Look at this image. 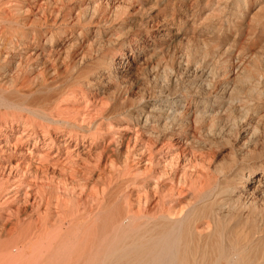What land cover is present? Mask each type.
<instances>
[{"label": "bare ground", "instance_id": "bare-ground-1", "mask_svg": "<svg viewBox=\"0 0 264 264\" xmlns=\"http://www.w3.org/2000/svg\"><path fill=\"white\" fill-rule=\"evenodd\" d=\"M24 4L0 0V22L26 19ZM5 8L11 13L2 17ZM5 32L0 48L24 47L25 32L4 43ZM22 58L9 78L10 62L0 64L9 84L0 80V264H264V168L242 166L206 188L191 156L182 168L188 135L174 126L194 116V96L164 112L141 98L101 118L87 106L60 107L66 92L44 111L35 95L51 88L45 76L36 87H17L31 75L24 77ZM123 58L107 65L121 73ZM107 119L116 120L110 130Z\"/></svg>", "mask_w": 264, "mask_h": 264}, {"label": "rangeland", "instance_id": "rangeland-1", "mask_svg": "<svg viewBox=\"0 0 264 264\" xmlns=\"http://www.w3.org/2000/svg\"><path fill=\"white\" fill-rule=\"evenodd\" d=\"M24 3L27 20L12 27L0 22V29L6 31L4 43L13 38L18 40L23 31L27 34L24 47L18 45L11 51L0 48V64L10 62L7 77L14 76L22 58L17 54L24 48V77L27 74V79L31 74L32 78L27 79L29 84L26 81L27 85L17 87L28 90L29 85L36 87L35 82L37 85L44 79L51 87L46 90L48 93L35 95L43 98L38 108L54 110L55 103L60 105L56 100L64 97L61 102L70 109L62 104L60 107L72 112L74 108L87 106L91 115L103 118L102 110L114 117L120 110L132 108L141 98L151 102L148 109L163 107L164 112L166 108L186 104L184 98L192 95L195 117H182L183 123L173 126L188 135V143L181 147V157L191 156L194 163H199L196 169L202 187L221 183L223 176L239 174L245 166L264 168V0H24ZM3 10L2 17L11 13L9 9ZM32 44L35 47L28 48ZM5 52L16 53L15 58L8 55L9 60H5ZM120 56L125 62L118 73L107 64ZM7 80H1V84L9 87ZM257 90H261L262 96ZM167 99L176 102L169 104ZM45 101L46 105L52 103L46 106ZM107 120L103 127L108 130L109 124L116 120ZM187 159L182 168H186ZM202 177L208 182H203ZM252 210L255 214H250H259L256 208Z\"/></svg>", "mask_w": 264, "mask_h": 264}]
</instances>
